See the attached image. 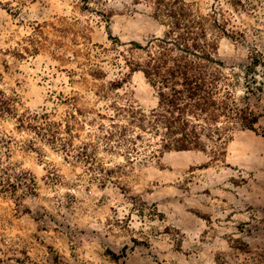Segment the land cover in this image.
<instances>
[{
  "label": "rangeland",
  "instance_id": "obj_1",
  "mask_svg": "<svg viewBox=\"0 0 264 264\" xmlns=\"http://www.w3.org/2000/svg\"><path fill=\"white\" fill-rule=\"evenodd\" d=\"M182 1L258 116L217 159L131 112L158 107L154 0H0V264H264V0Z\"/></svg>",
  "mask_w": 264,
  "mask_h": 264
},
{
  "label": "trees",
  "instance_id": "obj_2",
  "mask_svg": "<svg viewBox=\"0 0 264 264\" xmlns=\"http://www.w3.org/2000/svg\"><path fill=\"white\" fill-rule=\"evenodd\" d=\"M154 1L168 30L163 38H155L154 50L146 47L148 59L141 70L158 90V107L149 116L132 110L138 115L132 118L146 123L160 137L164 150L205 151L211 143V156L217 159L225 152L229 121L255 131L258 116L235 103L227 78L217 69L221 64L213 56L215 42L207 37L204 18L194 16L182 0Z\"/></svg>",
  "mask_w": 264,
  "mask_h": 264
}]
</instances>
